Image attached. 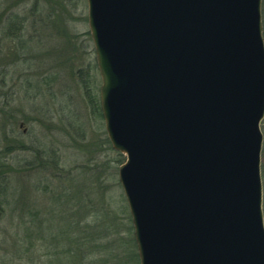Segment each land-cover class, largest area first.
Instances as JSON below:
<instances>
[{
	"label": "water",
	"instance_id": "95a60500",
	"mask_svg": "<svg viewBox=\"0 0 264 264\" xmlns=\"http://www.w3.org/2000/svg\"><path fill=\"white\" fill-rule=\"evenodd\" d=\"M139 264H264L261 0H86Z\"/></svg>",
	"mask_w": 264,
	"mask_h": 264
},
{
	"label": "rangeland",
	"instance_id": "374dc122",
	"mask_svg": "<svg viewBox=\"0 0 264 264\" xmlns=\"http://www.w3.org/2000/svg\"><path fill=\"white\" fill-rule=\"evenodd\" d=\"M100 84L86 0H0V264H139Z\"/></svg>",
	"mask_w": 264,
	"mask_h": 264
},
{
	"label": "trees",
	"instance_id": "16d2710c",
	"mask_svg": "<svg viewBox=\"0 0 264 264\" xmlns=\"http://www.w3.org/2000/svg\"><path fill=\"white\" fill-rule=\"evenodd\" d=\"M261 17H262L263 37H264V0L261 1ZM97 106H99V102H97Z\"/></svg>",
	"mask_w": 264,
	"mask_h": 264
},
{
	"label": "flooded vegetation",
	"instance_id": "af4514ba",
	"mask_svg": "<svg viewBox=\"0 0 264 264\" xmlns=\"http://www.w3.org/2000/svg\"><path fill=\"white\" fill-rule=\"evenodd\" d=\"M3 82L4 81H2L1 80V84L3 85ZM97 111L99 112V114H100V116H101V112H100V108H99V106H97ZM102 117V116H101ZM23 126V123L22 122H20L19 123V127H22ZM12 130V129H11ZM24 134H26V129H23V131H22ZM8 150H9V148H7ZM30 150V149H29Z\"/></svg>",
	"mask_w": 264,
	"mask_h": 264
},
{
	"label": "bare ground",
	"instance_id": "6f19581e",
	"mask_svg": "<svg viewBox=\"0 0 264 264\" xmlns=\"http://www.w3.org/2000/svg\"><path fill=\"white\" fill-rule=\"evenodd\" d=\"M14 23H15V22H14ZM12 25H14V24L11 23V26H12ZM11 26H8V28H10ZM8 28H7V29H8Z\"/></svg>",
	"mask_w": 264,
	"mask_h": 264
}]
</instances>
